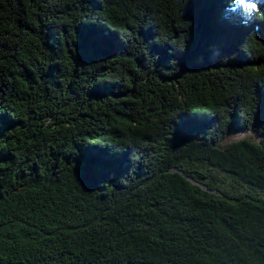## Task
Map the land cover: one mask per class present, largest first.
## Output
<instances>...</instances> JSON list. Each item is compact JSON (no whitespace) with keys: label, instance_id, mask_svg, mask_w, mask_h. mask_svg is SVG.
Wrapping results in <instances>:
<instances>
[{"label":"trees","instance_id":"trees-1","mask_svg":"<svg viewBox=\"0 0 264 264\" xmlns=\"http://www.w3.org/2000/svg\"><path fill=\"white\" fill-rule=\"evenodd\" d=\"M0 264H264V0H0Z\"/></svg>","mask_w":264,"mask_h":264},{"label":"snow or ice","instance_id":"snow-or-ice-1","mask_svg":"<svg viewBox=\"0 0 264 264\" xmlns=\"http://www.w3.org/2000/svg\"><path fill=\"white\" fill-rule=\"evenodd\" d=\"M245 7L255 10L257 5L255 3H249V4H246ZM81 39H82V42H83V44L85 45V47L87 49L89 47H93V46H96V45H102V44L108 42L110 37L105 35V34H103V33L92 34V33H89V32H85L82 35ZM98 166H99V164H94L93 162H91V161H89L87 159H85L82 162V169L84 170L86 175H89L90 172L92 171V169L94 167H98Z\"/></svg>","mask_w":264,"mask_h":264},{"label":"rangeland","instance_id":"rangeland-1","mask_svg":"<svg viewBox=\"0 0 264 264\" xmlns=\"http://www.w3.org/2000/svg\"><path fill=\"white\" fill-rule=\"evenodd\" d=\"M241 137H243V135L242 134H240L238 137H236V138H241Z\"/></svg>","mask_w":264,"mask_h":264},{"label":"water","instance_id":"water-1","mask_svg":"<svg viewBox=\"0 0 264 264\" xmlns=\"http://www.w3.org/2000/svg\"><path fill=\"white\" fill-rule=\"evenodd\" d=\"M195 182V181H194ZM206 188V187H205Z\"/></svg>","mask_w":264,"mask_h":264}]
</instances>
